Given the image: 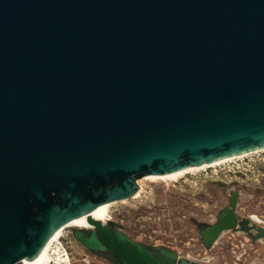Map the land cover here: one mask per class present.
Returning a JSON list of instances; mask_svg holds the SVG:
<instances>
[{"label": "water", "instance_id": "water-1", "mask_svg": "<svg viewBox=\"0 0 264 264\" xmlns=\"http://www.w3.org/2000/svg\"><path fill=\"white\" fill-rule=\"evenodd\" d=\"M263 149L264 0H0V264L38 257L147 175ZM236 210L233 195L206 246ZM91 222V238L74 230L85 246L161 264Z\"/></svg>", "mask_w": 264, "mask_h": 264}, {"label": "rangeland", "instance_id": "rangeland-1", "mask_svg": "<svg viewBox=\"0 0 264 264\" xmlns=\"http://www.w3.org/2000/svg\"><path fill=\"white\" fill-rule=\"evenodd\" d=\"M139 184L137 195L113 202L107 215L135 239L212 264H264V237L256 229H264V149L176 178L144 177ZM233 195L237 215L248 221L250 230H225L206 246L201 230L218 220ZM77 228L65 232L73 234ZM73 249L74 264H110L77 239Z\"/></svg>", "mask_w": 264, "mask_h": 264}, {"label": "bare ground", "instance_id": "bare-ground-1", "mask_svg": "<svg viewBox=\"0 0 264 264\" xmlns=\"http://www.w3.org/2000/svg\"><path fill=\"white\" fill-rule=\"evenodd\" d=\"M255 152H257V151H255ZM247 154H249V153H247ZM247 154H242V155H238V156H234V157L225 158V159L218 160V161H215V162H212V163H209V164H204V165H201V166L189 167V168L181 169V170L173 171V172H170V173H167V174H151V175L145 176V178H150V179L176 178V177L184 175L185 173L191 172L193 170L202 169V168H205V167H208V166H214L216 164H220V163L225 162L227 160H231V159H234V158H237V157H241V156L247 155ZM140 188H141V186H140ZM138 193H139V191L135 195H137ZM112 203H107V204L101 205L98 208L94 209L90 214H85V215H83L81 217L74 218V219L70 220L65 225L60 227L55 232L53 237L58 236L67 227H79V228L80 227H85V228L90 227V226H92L91 219H96V220H99V221H101L103 223H106L107 220H108L107 219V215H108V212H109V209H110V206H111ZM46 249H47V246L44 248L42 253L38 257H36L34 259L24 258L23 259V264H40L42 259H43V257H44Z\"/></svg>", "mask_w": 264, "mask_h": 264}, {"label": "flooded vegetation", "instance_id": "flooded-vegetation-1", "mask_svg": "<svg viewBox=\"0 0 264 264\" xmlns=\"http://www.w3.org/2000/svg\"><path fill=\"white\" fill-rule=\"evenodd\" d=\"M236 197V196H235ZM237 198V197H236ZM237 200H238V198H237ZM230 202H231V197H230V201H229V206H230ZM228 206V207H229ZM227 208V207H226ZM226 208H224L220 213H219V215H218V219H219V217H220V215L222 214V212H224V210L226 209ZM237 213V212H236ZM218 221V220H217ZM216 221V222H217ZM215 222V223H216ZM248 223V221H246V220H243V219H239V223H238V227H241V228H243V229H246V230H250V228H249V225L247 224ZM105 225H107L109 228H111V229H113V230H120V231H122V232H124L125 234H127L129 237H131L133 240H135V241H137V242H139V243H141L143 246H145V247H148L149 249H150V253H151V255L157 260V261H159L161 264H169L168 262H166V261H164V254H161V250H162V248H166V249H168V250H174V249H171V248H169V247H161V246H157V245H154V244H147V243H145V242H141V241H139V240H137V239H135L134 237H132L127 231H125V229L120 225V223L119 222H117L116 220H112V219H108V221L106 222V223H104ZM93 226V225H92ZM90 226V227H87V228H85V227H80V228H78V229H80L82 232H83V234L87 237V238H91L92 236H93V233H91V232H93L94 230H95V227L93 226ZM237 227V228H238ZM257 229V234L258 235H260V232L262 231V230H264V229H262V228H259V227H257L256 228ZM73 235H74V233H73ZM221 235H222V233L219 235V237L217 238V240L221 237ZM261 236V235H260ZM75 237V236H74ZM262 237H264V236H262ZM75 239H76V237H75ZM216 240V241H217ZM79 241V240H78ZM82 243V242H81ZM82 245H84L83 243H82ZM85 246V245H84ZM89 251H91L92 253H95V255H98V256H100V257H102V258H104V259H106L107 261H109V263L110 264H119V262H121V260H120V258L118 257V255H117V253L115 252V250H113V249H108V250H104L102 247H101V244H99V243H95V249H91V248H89V247H87V246H85ZM174 251H176V250H174ZM167 258V257H166ZM180 258H188V257H182V256H180L179 255V257L177 258V259H175V260H179ZM189 260L192 262V261H199V262H201L202 264H206L207 262H202V261H200V260H192V259H190L189 258ZM208 264H212V263H208Z\"/></svg>", "mask_w": 264, "mask_h": 264}, {"label": "built area", "instance_id": "built-area-1", "mask_svg": "<svg viewBox=\"0 0 264 264\" xmlns=\"http://www.w3.org/2000/svg\"><path fill=\"white\" fill-rule=\"evenodd\" d=\"M74 240V235L66 233L64 229L49 241L40 264H74Z\"/></svg>", "mask_w": 264, "mask_h": 264}]
</instances>
